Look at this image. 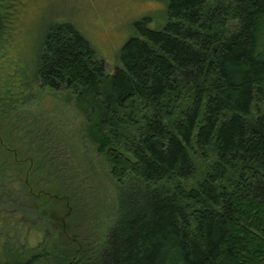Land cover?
Wrapping results in <instances>:
<instances>
[{
    "label": "trees",
    "instance_id": "16d2710c",
    "mask_svg": "<svg viewBox=\"0 0 264 264\" xmlns=\"http://www.w3.org/2000/svg\"><path fill=\"white\" fill-rule=\"evenodd\" d=\"M149 22L111 74L73 23L47 28L35 75L86 115L115 213L99 246L71 219L53 230L47 210L72 215L82 194L52 140L18 127L26 162L0 151V237L16 242L0 264H264V0H168L166 24ZM22 228L44 241L28 252Z\"/></svg>",
    "mask_w": 264,
    "mask_h": 264
},
{
    "label": "rangeland",
    "instance_id": "374dc122",
    "mask_svg": "<svg viewBox=\"0 0 264 264\" xmlns=\"http://www.w3.org/2000/svg\"><path fill=\"white\" fill-rule=\"evenodd\" d=\"M13 2L16 15L6 17L7 5ZM145 17L150 19L151 28H162L168 20V0H0V98L7 96L10 102L2 107L6 117L0 120V151L26 162L18 127L27 132L30 126L33 132L52 140L70 169L69 175L75 177L82 200L75 202L72 215V208L69 212L65 208L47 210L43 217L53 220L52 229L59 235L67 233L65 226L71 219V233L94 246L101 245L112 222L116 181L105 155L89 138L86 115L68 99V90L43 86L36 77L37 52L51 23L71 22L104 58L106 72L111 74L120 65L122 46L136 35L135 23ZM211 159L200 160V172ZM17 235L18 243L28 252L45 239L38 228H22ZM5 240L0 237V263L6 261L16 243L11 240L7 247Z\"/></svg>",
    "mask_w": 264,
    "mask_h": 264
},
{
    "label": "flooded vegetation",
    "instance_id": "af4514ba",
    "mask_svg": "<svg viewBox=\"0 0 264 264\" xmlns=\"http://www.w3.org/2000/svg\"><path fill=\"white\" fill-rule=\"evenodd\" d=\"M15 4L16 3L13 2V3L7 5L8 8L11 9V10L8 9V11L5 13V16L8 15V17H10L11 15H16L15 10L13 9V7H15Z\"/></svg>",
    "mask_w": 264,
    "mask_h": 264
}]
</instances>
